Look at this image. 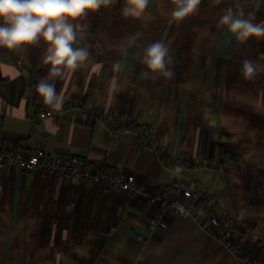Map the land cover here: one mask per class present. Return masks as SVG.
Segmentation results:
<instances>
[{"label":"crops","instance_id":"obj_1","mask_svg":"<svg viewBox=\"0 0 264 264\" xmlns=\"http://www.w3.org/2000/svg\"><path fill=\"white\" fill-rule=\"evenodd\" d=\"M174 0H150L141 18L124 17V0L86 10L74 47L87 49L77 69L53 76L43 43L0 48V138L29 154H78L109 163L136 178L135 189L104 188L41 170L0 167V264H264V39L237 42L217 22L226 9L264 20V0H202L196 14L176 23ZM168 45L171 77L145 76V47ZM245 60L256 73L246 78ZM118 66V67H116ZM54 84L58 116L38 119L45 107L37 85ZM129 112L156 134L137 143L139 129L110 139L82 109ZM211 167H166L157 150ZM109 160V161H108ZM211 189L209 208L233 230L230 250L193 218L174 215L150 197H170L167 186ZM156 216L166 227L150 228ZM142 235V238L138 236Z\"/></svg>","mask_w":264,"mask_h":264},{"label":"clouds","instance_id":"obj_2","mask_svg":"<svg viewBox=\"0 0 264 264\" xmlns=\"http://www.w3.org/2000/svg\"><path fill=\"white\" fill-rule=\"evenodd\" d=\"M113 0H0V48L17 51L37 44L45 45L44 62L51 65L53 76H62L64 70L73 71L81 67L90 55L84 48L74 47L78 33L83 34L86 25L77 18L86 15V10L96 11L108 7ZM150 0H124L121 9L124 17L141 18ZM202 0H174L170 11L171 20L176 23L196 14ZM214 4L221 0H213ZM218 27L226 28L237 42L248 39H264V20L257 22L254 13L244 14L226 9L220 16ZM171 61L169 47L164 42L148 44L142 56L147 71L145 76L162 75L171 77L168 67ZM118 67V66H116ZM246 78L256 73L255 63L245 60L242 69ZM37 92L46 104L59 110L63 100L57 94L54 84L42 80Z\"/></svg>","mask_w":264,"mask_h":264},{"label":"built area","instance_id":"obj_3","mask_svg":"<svg viewBox=\"0 0 264 264\" xmlns=\"http://www.w3.org/2000/svg\"><path fill=\"white\" fill-rule=\"evenodd\" d=\"M61 113L55 108L42 107L36 116L38 119L44 120L58 116ZM82 116L86 120L93 119L99 122L110 139H117L123 133L129 132L132 128L131 124H136L135 126L139 129L136 139L137 143L143 146L148 144L150 136L156 134L154 125L134 120L129 112L115 110L101 112L94 108H85L82 109ZM157 154L164 160L166 167L172 170L182 167L195 169L208 166L221 171L224 168L221 159L196 163L189 157L168 154L164 148L158 149ZM4 164H9L26 172L41 170L50 175L60 174L69 179L80 180L85 183H99L106 189L118 187L122 190H130L137 187L134 175L125 174L115 165L106 162L102 165H92L78 154L67 157L54 156L41 148H34L29 154L24 155L22 150L4 143L0 138V167ZM167 191L171 194L170 197L152 196L150 201L160 204L174 215L193 218L200 225L207 222L208 225L204 228L206 233L216 238L230 250L236 251V245L232 242L233 230L225 221L213 214L209 208V202L214 197V192L211 189L202 184L190 187L176 183L167 186ZM148 226L151 229L164 228L167 226V222L152 216L148 219ZM138 237L142 238V235ZM245 261L247 264H261L258 260L248 256L245 257Z\"/></svg>","mask_w":264,"mask_h":264}]
</instances>
